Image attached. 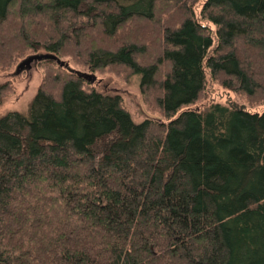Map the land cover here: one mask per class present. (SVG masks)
Wrapping results in <instances>:
<instances>
[{
  "label": "trees",
  "instance_id": "obj_1",
  "mask_svg": "<svg viewBox=\"0 0 264 264\" xmlns=\"http://www.w3.org/2000/svg\"><path fill=\"white\" fill-rule=\"evenodd\" d=\"M199 1L0 0V65L74 42L91 69L139 75L166 119L135 122L119 95L42 60L67 71L0 116V264H264V109L191 107L206 70L264 100V0H203L196 14ZM137 20L155 27L153 55L91 35L81 51L84 21L111 41Z\"/></svg>",
  "mask_w": 264,
  "mask_h": 264
},
{
  "label": "rangeland",
  "instance_id": "obj_2",
  "mask_svg": "<svg viewBox=\"0 0 264 264\" xmlns=\"http://www.w3.org/2000/svg\"><path fill=\"white\" fill-rule=\"evenodd\" d=\"M202 3L203 0H200L195 5L194 11L196 14L199 13ZM84 22H86L88 26L86 32L90 34L86 36L87 38H84L82 50L77 48L78 51H83V48L89 40L88 36L91 35L95 39H91L93 42L99 45L101 44L107 48L112 47L117 42L133 41L137 43L142 42L149 54L153 55L155 53V46L159 37L157 34L155 35L156 30L152 23L140 20L128 23L126 26H123V28H121L116 36L110 41V38L104 37L97 28H90L92 25L91 21ZM209 26L214 30L213 25L209 24ZM144 28L147 29V32L146 30L143 31ZM141 30L142 32H140ZM144 33L149 34L148 39L143 37ZM73 46L74 42L71 43L68 48L72 50H69L71 55L60 56L59 58L68 63L67 69L78 71L83 74L84 78L90 82V84H86L87 86L102 93L119 95L123 101L122 103L124 107L128 110L131 118L135 122H141L146 118L152 119L153 121L155 120V122H161L165 119L158 107L152 101V98L155 95L154 90H149L144 93L140 89L139 75L131 74V72L125 68L113 66L103 69H91L81 61V57H79L72 49ZM35 54H46V52L38 51L31 53V51H26L23 54V57H20L19 55V57H14L8 65H0V84L6 83L9 86L6 94L2 100H0V116L9 111L26 112L33 96L44 78V75L47 72L52 71H49V69L54 67V69L58 68L62 72L67 71L65 68L59 67L56 63H54L51 68L46 61H24L28 56ZM48 91L51 92L52 89L48 88ZM215 102L224 105H243L252 111H261L264 109V100L255 103L252 99L248 98L246 94L223 87L217 80L212 79L208 70H206L205 88L200 94L198 100L193 103L191 107L204 109L209 104Z\"/></svg>",
  "mask_w": 264,
  "mask_h": 264
},
{
  "label": "water",
  "instance_id": "obj_3",
  "mask_svg": "<svg viewBox=\"0 0 264 264\" xmlns=\"http://www.w3.org/2000/svg\"><path fill=\"white\" fill-rule=\"evenodd\" d=\"M45 59L54 60L59 66H62L65 68H67V66H68V63L66 61H63L60 58H58L57 56L50 54V53L30 55L24 61H26V62L31 61V60L41 61V60H45ZM72 71H74V70H72ZM75 72L79 76L84 77L83 74H81L80 72H78V71H75Z\"/></svg>",
  "mask_w": 264,
  "mask_h": 264
}]
</instances>
